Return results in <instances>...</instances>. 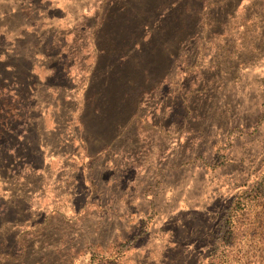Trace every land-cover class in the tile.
<instances>
[{"label": "rangeland", "instance_id": "374dc122", "mask_svg": "<svg viewBox=\"0 0 264 264\" xmlns=\"http://www.w3.org/2000/svg\"><path fill=\"white\" fill-rule=\"evenodd\" d=\"M12 2L0 264H264V0Z\"/></svg>", "mask_w": 264, "mask_h": 264}, {"label": "crops", "instance_id": "0c3cea01", "mask_svg": "<svg viewBox=\"0 0 264 264\" xmlns=\"http://www.w3.org/2000/svg\"><path fill=\"white\" fill-rule=\"evenodd\" d=\"M20 0H13V2L12 3H18ZM61 1H63L65 4H66V2H67V0H61ZM11 9V8H10ZM7 10V9H6ZM1 12H3V10L0 8V16L2 15V13ZM1 19V18H0Z\"/></svg>", "mask_w": 264, "mask_h": 264}]
</instances>
